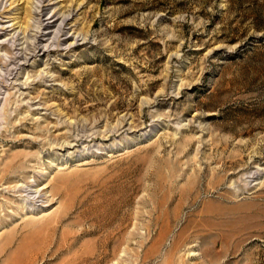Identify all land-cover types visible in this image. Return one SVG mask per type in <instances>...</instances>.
Returning <instances> with one entry per match:
<instances>
[{"label":"rangeland","instance_id":"374dc122","mask_svg":"<svg viewBox=\"0 0 264 264\" xmlns=\"http://www.w3.org/2000/svg\"><path fill=\"white\" fill-rule=\"evenodd\" d=\"M0 264H264V0H0Z\"/></svg>","mask_w":264,"mask_h":264}]
</instances>
